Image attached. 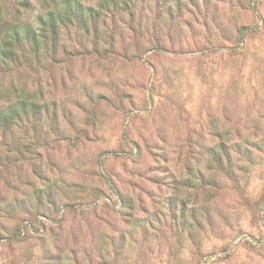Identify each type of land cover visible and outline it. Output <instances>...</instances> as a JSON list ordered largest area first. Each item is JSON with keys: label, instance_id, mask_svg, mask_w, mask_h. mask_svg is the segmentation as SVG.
I'll use <instances>...</instances> for the list:
<instances>
[{"label": "rangeland", "instance_id": "1", "mask_svg": "<svg viewBox=\"0 0 264 264\" xmlns=\"http://www.w3.org/2000/svg\"><path fill=\"white\" fill-rule=\"evenodd\" d=\"M79 1L0 68V264H264V0Z\"/></svg>", "mask_w": 264, "mask_h": 264}, {"label": "trees", "instance_id": "2", "mask_svg": "<svg viewBox=\"0 0 264 264\" xmlns=\"http://www.w3.org/2000/svg\"><path fill=\"white\" fill-rule=\"evenodd\" d=\"M40 1L47 6L38 16V21L33 23L24 20L20 13V8L30 7V0H8L15 11L5 15L0 12V68L11 59L19 58V53L24 48L36 51L45 43H57L61 25L75 21L85 26L90 14L88 8L79 0ZM50 3H53V6H50ZM27 105L25 98L18 97L3 106L4 108H0V127L6 128L11 119L20 114L19 109L27 108ZM31 105L34 111L38 109L37 103Z\"/></svg>", "mask_w": 264, "mask_h": 264}]
</instances>
